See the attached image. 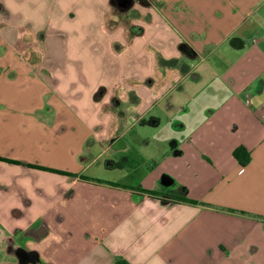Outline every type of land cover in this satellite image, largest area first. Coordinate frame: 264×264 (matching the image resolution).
Here are the masks:
<instances>
[{
  "label": "crops",
  "instance_id": "crops-1",
  "mask_svg": "<svg viewBox=\"0 0 264 264\" xmlns=\"http://www.w3.org/2000/svg\"><path fill=\"white\" fill-rule=\"evenodd\" d=\"M120 260L264 264V0H0V264Z\"/></svg>",
  "mask_w": 264,
  "mask_h": 264
},
{
  "label": "rangeland",
  "instance_id": "rangeland-1",
  "mask_svg": "<svg viewBox=\"0 0 264 264\" xmlns=\"http://www.w3.org/2000/svg\"><path fill=\"white\" fill-rule=\"evenodd\" d=\"M4 3V2H3ZM2 3V4H3ZM4 5H5V3H4ZM119 7V6H118ZM153 131L156 133V134H160V131L158 130V129H153ZM155 144H156V142L154 141V142H152V146H150L149 148H148V150H149V152H153V151H155ZM140 150H139V148H136V147H134V146H131V148H130V150H129V155H131L132 153L134 154V155H131L132 157L133 156H135V158L137 159L139 156H138V152H139ZM113 152V151H112ZM98 153V152H97ZM111 153L110 152H104V153H102L101 154V150H100V158L98 159L99 160V162H94V164L91 166V170H90V173H95V172H97V173H99V174H102V170H99L98 169V167H100L102 164H101V162L103 163V164H106V161H107V159H112V157L114 158V159H116V163H118V162H120L122 159H121V157L122 156H119V154H117V152H115V153H113L112 155L113 156H111L110 155ZM106 166V165H105ZM117 170L118 169H111L110 170V172L111 171H113V172H111L109 175V177H119V175H117ZM104 175H106V174H104ZM112 175H114V176H112ZM131 175H133V174H131ZM131 178V181L133 180L134 181V184H136L137 183V181H138V179H139V175L138 174H134L133 176H131L130 177Z\"/></svg>",
  "mask_w": 264,
  "mask_h": 264
},
{
  "label": "trees",
  "instance_id": "trees-1",
  "mask_svg": "<svg viewBox=\"0 0 264 264\" xmlns=\"http://www.w3.org/2000/svg\"><path fill=\"white\" fill-rule=\"evenodd\" d=\"M112 1H113V5L118 6V0H112ZM183 49L185 52H187L189 54H191V52H192V48L186 47L184 45H183ZM234 155L243 165L248 163V161L250 159V154L244 147H238L234 151ZM184 200H186V199L184 198ZM118 264H128V263L125 260H120L118 262Z\"/></svg>",
  "mask_w": 264,
  "mask_h": 264
},
{
  "label": "water",
  "instance_id": "water-1",
  "mask_svg": "<svg viewBox=\"0 0 264 264\" xmlns=\"http://www.w3.org/2000/svg\"><path fill=\"white\" fill-rule=\"evenodd\" d=\"M133 4V0H118V6L129 8Z\"/></svg>",
  "mask_w": 264,
  "mask_h": 264
}]
</instances>
